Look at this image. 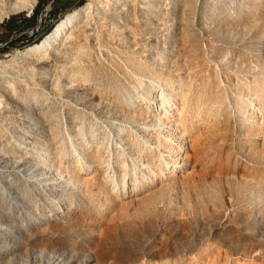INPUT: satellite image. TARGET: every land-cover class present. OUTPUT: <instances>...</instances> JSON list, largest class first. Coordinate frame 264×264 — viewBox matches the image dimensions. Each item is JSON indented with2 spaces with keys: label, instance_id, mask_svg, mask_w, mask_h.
I'll return each mask as SVG.
<instances>
[{
  "label": "rangeland",
  "instance_id": "374dc122",
  "mask_svg": "<svg viewBox=\"0 0 264 264\" xmlns=\"http://www.w3.org/2000/svg\"><path fill=\"white\" fill-rule=\"evenodd\" d=\"M87 1L43 89L0 92V264H264V0H37L0 61Z\"/></svg>",
  "mask_w": 264,
  "mask_h": 264
},
{
  "label": "bare ground",
  "instance_id": "6f19581e",
  "mask_svg": "<svg viewBox=\"0 0 264 264\" xmlns=\"http://www.w3.org/2000/svg\"><path fill=\"white\" fill-rule=\"evenodd\" d=\"M37 0H0V20L10 9L23 6L33 7ZM100 4L101 0H93ZM154 0H117L115 3L139 18L147 9L152 7ZM119 2V3H118ZM95 4L91 1L66 13L37 43L29 44L17 49L11 56L10 62L0 61V92L9 100H17L21 95L34 98L35 91L43 89L41 79L46 78L50 70L55 72V60L60 58L66 61L67 52L77 45L78 37L88 34L92 29V21L95 15ZM130 21H126L128 32L132 33ZM69 59V58H68ZM23 62V63H19ZM66 63V62H64ZM72 66V64H68ZM7 105L0 101V112L7 111ZM5 131L0 124V136ZM0 169V173H1ZM52 176L57 178V172L51 169Z\"/></svg>",
  "mask_w": 264,
  "mask_h": 264
},
{
  "label": "trees",
  "instance_id": "16d2710c",
  "mask_svg": "<svg viewBox=\"0 0 264 264\" xmlns=\"http://www.w3.org/2000/svg\"><path fill=\"white\" fill-rule=\"evenodd\" d=\"M39 9H40V5L36 8V9H34V11H33V14L31 15V17H29V18H26V25L24 24V25H22V26H20V27H18L17 28V22H16V16H12L9 20H8V23H7V25H6V27H7V29H9V30H13V29H17L18 30V32H23L27 27H30V25H33L35 22H36V19H37V16H38V11H39ZM50 29V27L45 31V32H43L40 36H39V38L38 39H40L48 30ZM20 38V36L19 37H16V38H14L13 40H10V42H9V44L10 45H13V46H15V45H18V39ZM37 39V40H38Z\"/></svg>",
  "mask_w": 264,
  "mask_h": 264
}]
</instances>
